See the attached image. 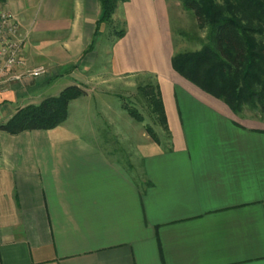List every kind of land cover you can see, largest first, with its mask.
I'll return each instance as SVG.
<instances>
[{"label":"crops","instance_id":"crops-1","mask_svg":"<svg viewBox=\"0 0 264 264\" xmlns=\"http://www.w3.org/2000/svg\"><path fill=\"white\" fill-rule=\"evenodd\" d=\"M167 1L117 6L127 29L109 75L158 76L169 129L161 143L139 133L127 163L103 142L104 124L122 138L126 119L89 99L81 78L99 55L104 24L87 49L100 1L0 0L26 35L27 69L49 68L0 83V123L44 100L53 72L87 97L53 129L0 131V264H264V117L233 112L174 70Z\"/></svg>","mask_w":264,"mask_h":264},{"label":"trees","instance_id":"trees-1","mask_svg":"<svg viewBox=\"0 0 264 264\" xmlns=\"http://www.w3.org/2000/svg\"><path fill=\"white\" fill-rule=\"evenodd\" d=\"M99 1L102 14L87 52L94 48L101 25L111 23L118 3L128 0ZM179 1L194 13L199 27L209 29V35L200 51L173 56L175 70L206 93L226 102L237 114L247 105L264 112V45L254 37L255 33L263 31L264 0ZM124 35V29L116 32L118 38ZM138 91L145 98L156 123L168 131L160 86L146 84L139 86ZM85 94L81 86L69 85L56 96L19 108L6 123H0V131L19 134L53 129L67 120L71 102ZM122 107L130 117L144 122L137 108L126 103ZM145 129L155 142L160 143L151 125L147 124Z\"/></svg>","mask_w":264,"mask_h":264},{"label":"rangeland","instance_id":"rangeland-1","mask_svg":"<svg viewBox=\"0 0 264 264\" xmlns=\"http://www.w3.org/2000/svg\"><path fill=\"white\" fill-rule=\"evenodd\" d=\"M0 7L3 10H6L1 4ZM122 7L123 6L121 5L119 10L116 9V15H113L111 23L103 25L102 33H100L102 34V38L100 39L102 42L99 47V55H97L92 61L93 65L91 66V69L87 70L86 74L81 78L87 80L88 82L86 81V86L89 84V88L92 89V91H90L91 96L88 97L89 99H93L95 102L101 100L110 101V116H115V122L119 119L118 115L123 116L126 119L124 124L123 120L120 124V128H122L125 137L119 138L117 134H115L117 123L115 124V127L114 124H104L103 133L105 141L103 142L104 146H106L111 153L124 158L127 163H129L131 153H133V150L139 141H142L140 134H145L147 138L153 140L152 136L149 135L145 129L147 124L153 127L160 139V143L165 140V134L168 133L169 129L166 131L161 124L156 123V119L148 108L145 98L138 91L139 86H144L146 84L159 85L158 76L147 73H137L132 75L127 74L118 79L115 76L113 77L111 73L109 75V71L111 70V46L114 42L119 40L116 36V32L122 29H127V21L122 12ZM167 7L168 11L166 13L167 19L170 22V36L174 45V55L178 53L200 51L208 42L209 29L199 27L194 13L187 10L181 1L168 0ZM14 21L16 22V20ZM261 27L263 29L262 33H255L254 37L257 41H262L264 45V23ZM19 30L21 32V29ZM21 34L23 33L21 32ZM2 37L3 36L0 33V46L2 45ZM94 48L92 50H94ZM41 66L43 65L32 67L30 70ZM24 68L27 69L26 66ZM45 69L46 72L44 75L49 74V68L45 66ZM177 73L182 76L179 72ZM56 75H54V72L51 74V80L40 90L41 95L35 99L36 101L40 102L43 96L45 98L56 96L59 94L60 88L68 85V77H59L60 75ZM86 99L87 97H81L82 101H85ZM124 103L137 108L143 115L145 119L144 122H138L130 117L127 111L122 112V105ZM76 112L77 111L73 109V114H76ZM242 112L247 114V116L255 115L257 117H264V112L259 109H253L250 105L245 106V109Z\"/></svg>","mask_w":264,"mask_h":264},{"label":"built area","instance_id":"built-area-1","mask_svg":"<svg viewBox=\"0 0 264 264\" xmlns=\"http://www.w3.org/2000/svg\"><path fill=\"white\" fill-rule=\"evenodd\" d=\"M13 15L0 7V83L21 81L25 77H41L45 74L44 66L30 70L25 69V60L22 58V48L26 35L21 34L19 24L14 21ZM21 70V71H19Z\"/></svg>","mask_w":264,"mask_h":264}]
</instances>
